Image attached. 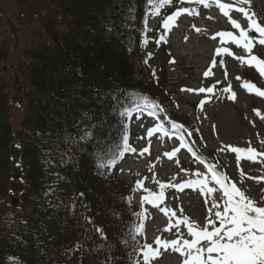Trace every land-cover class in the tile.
I'll list each match as a JSON object with an SVG mask.
<instances>
[{
    "label": "trees",
    "instance_id": "16d2710c",
    "mask_svg": "<svg viewBox=\"0 0 264 264\" xmlns=\"http://www.w3.org/2000/svg\"><path fill=\"white\" fill-rule=\"evenodd\" d=\"M177 4L154 15L148 0H16L19 20L34 21L44 38L18 50L10 80L0 73V264L143 263V230L133 232L141 211L116 174L122 137L131 136L121 113L142 98L159 117L175 111L149 63H174L166 42L174 24L165 30L163 21ZM151 15L158 23L149 31ZM7 55L0 49V64Z\"/></svg>",
    "mask_w": 264,
    "mask_h": 264
},
{
    "label": "rangeland",
    "instance_id": "374dc122",
    "mask_svg": "<svg viewBox=\"0 0 264 264\" xmlns=\"http://www.w3.org/2000/svg\"><path fill=\"white\" fill-rule=\"evenodd\" d=\"M176 1L180 4L179 9H194L198 14L181 13L170 30L166 42L174 63L166 58L164 61L168 62L164 69H161L163 64L149 63L151 70L155 69L158 75L164 77L167 90L175 101V111H161V119L157 113H152L143 114L137 120L138 114H134L129 121L131 136L128 142L129 148L135 151H125L122 160L115 163L120 182L135 189L133 196L135 205L141 211L144 243L153 248H156L154 241L157 237L168 241L178 237L193 239L185 224L181 223L178 229L170 227V224L175 225L178 219L182 220L185 216L189 218V223L195 222L201 229L207 227L209 231L212 230V225L208 224L209 219L214 221L216 227H220V220L215 219V212L223 211L226 197L223 196L220 186L212 181L206 164L215 165L219 172L226 174L229 181L245 191L258 206H264V97L242 87L249 81L264 91V76L257 70L255 62L249 65L238 59L244 57L247 60L250 55H255L264 60V45L254 39L249 54L228 37L218 35L221 32H231L238 38L240 31L245 30L253 38L255 31L248 29V19L236 9L245 8L264 26V0H247L243 4L238 0H220L221 3L232 5L230 9H226L228 16L211 0L208 7L190 3L189 0ZM0 6V49L8 52L0 64V73L10 80L12 70L18 63V50L32 46L44 37L34 21L27 24L19 20L16 0H1ZM230 19L236 20L241 28L233 27ZM157 23L151 15L147 20L148 30L156 28ZM57 25L60 31H64V26L59 22ZM152 37L150 35L146 46L150 54L154 52L151 47L155 44L151 41ZM218 48H228L232 55L218 54ZM229 86L230 91L224 92L223 89ZM201 88H213V91L201 92ZM232 93H235V98L229 99ZM10 113L16 131L22 114L17 108ZM172 114L181 118L184 123L187 122L192 130L185 126L187 131L181 128L174 130L169 126V131L157 130L158 124L173 122ZM177 124L182 125L179 122ZM171 130L175 131L174 134ZM181 136L185 143L183 148L180 147ZM249 146L256 149L258 155L255 160L247 159L245 153L237 161V154L231 151V147L247 149ZM166 153L174 154L169 158ZM196 172L201 173V178L206 177L208 186L216 191L209 195L201 192L199 187H184L182 190L166 187L163 189L164 199L158 206L147 201L142 203V197L148 195V192L159 194L161 191L156 181L182 184L197 179L194 175ZM137 181H142V186L137 187ZM11 197L17 196L11 193L7 196V201ZM214 199L218 208L212 206ZM161 209L170 211L166 214ZM227 227L230 225H226ZM207 244V241L202 240L199 246ZM184 259V256L170 247L167 250L161 247L159 255L150 264H183ZM8 264L18 263L10 261Z\"/></svg>",
    "mask_w": 264,
    "mask_h": 264
},
{
    "label": "snow or ice",
    "instance_id": "6c2138e0",
    "mask_svg": "<svg viewBox=\"0 0 264 264\" xmlns=\"http://www.w3.org/2000/svg\"><path fill=\"white\" fill-rule=\"evenodd\" d=\"M183 2V0H181ZM189 2H194L197 4H202L204 7L209 6V0H189ZM215 3L217 7L223 12L225 16L229 15V12L226 9H230L232 5L221 3L220 0H211ZM240 4L246 3L247 0H238ZM149 5L151 6L152 13L154 15L159 14L160 9L165 5L170 3V0H148ZM237 11L243 13L245 18L248 19V29L254 30L258 36L252 38L248 35L245 30L240 31L239 37H234L231 32H221L218 35L221 37H228L235 43L238 47L242 46L249 54H251L253 47V40L256 39L260 45H264V26H261L256 19L253 18V15H250L245 8L238 7ZM181 13L188 14H198L195 13L194 9L180 8L178 11L174 12L172 15L167 16L163 21V28L168 30L171 25L174 24L175 20ZM230 23L233 27L240 29L241 25L234 19H230ZM199 31V29H198ZM164 39V36L161 35V40ZM146 42V41H145ZM217 53H228V48H218ZM241 63H248L252 65L255 62L257 70L262 76H264V60H260L255 55H250L247 60L244 57H238ZM207 76L208 73L206 72ZM239 79V77L237 78ZM242 87L247 88L249 91H255L259 96L264 97V91L257 88L253 83L246 81ZM212 92L213 88H201L199 91ZM224 92L230 91V86L223 89ZM235 93H232L229 96V99H234ZM127 103V101H126ZM145 106L158 107L155 103H150L147 98H142L141 104H132L121 115L131 116L132 112L136 109L142 110ZM120 107H124L120 105ZM162 110V109H161ZM259 115V112L257 111ZM173 128L184 129L183 125H178L173 122ZM127 128V125H125ZM157 130H161L160 126L157 125ZM187 131V129H184ZM152 134V130H149V135ZM167 135V133H165ZM191 135V133H189ZM123 139V150L124 151H135V149H130L128 145V135L125 132ZM180 147H185L184 138L180 137ZM179 149H176L178 151ZM144 151H147L145 149ZM231 151L236 153V159L239 161L241 159V154H247L246 158L249 160H255L258 155L256 149L249 146L247 149L239 147H231ZM121 154H123L121 152ZM174 153H166V155L171 158ZM203 163V161H201ZM209 172L211 173V179L215 182L216 185H219L223 190V196L226 197L224 200L223 211L217 210L215 212V219L220 220V227H216L212 219L208 220V224L212 225V230L209 231L207 227L199 228L195 222L189 223L188 217H183L182 220L178 219L175 225L170 227H177L183 223L187 226L188 233L193 237V239H182L178 237L173 240H162L157 237L154 243L156 248H153L151 245L145 243L140 249L139 252L143 255L144 264H150V261L159 255V249L163 247L167 250L169 247L184 256L183 264H264V206H258L257 202L249 198L245 191L237 187L235 183L229 181V177L217 170V167L212 164L205 165ZM194 175L197 179L188 180L182 184H164L159 181L158 183L161 191L159 194L148 192V195L142 197V203L147 201L153 206H158L160 202L164 199V191L166 187H175L178 189H183L184 187H199L201 192H206L211 195L215 188L208 186L207 178H201V173L196 172ZM142 186V181H137V187ZM135 190V189H134ZM145 191H148L147 189ZM213 208H218L215 199L213 200ZM167 214L170 210L161 209ZM174 216L175 213H172ZM141 227L133 229L134 236L139 235L142 231ZM226 225L230 227L226 228ZM101 233L102 238L103 230L100 228L95 229ZM167 230V229H165ZM134 238V237H133ZM207 241V246H199L201 241Z\"/></svg>",
    "mask_w": 264,
    "mask_h": 264
},
{
    "label": "water",
    "instance_id": "95a60500",
    "mask_svg": "<svg viewBox=\"0 0 264 264\" xmlns=\"http://www.w3.org/2000/svg\"><path fill=\"white\" fill-rule=\"evenodd\" d=\"M10 201H11L14 208H16L18 206L19 201H17L15 198H11Z\"/></svg>",
    "mask_w": 264,
    "mask_h": 264
}]
</instances>
